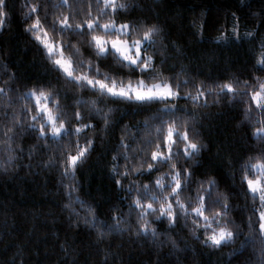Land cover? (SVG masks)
<instances>
[{
    "label": "snow or ice",
    "instance_id": "6c2138e0",
    "mask_svg": "<svg viewBox=\"0 0 264 264\" xmlns=\"http://www.w3.org/2000/svg\"><path fill=\"white\" fill-rule=\"evenodd\" d=\"M239 4L245 7L247 0H239ZM7 8V0H0V31L6 23ZM56 8L60 12L52 15L49 26L50 11ZM131 8L129 0H58V3L37 0L29 8L25 31L33 34L49 62L63 74V81L61 83L58 78L47 86L34 85L23 92L20 91L23 85L14 75L4 81L0 97H7L3 107L12 109V113L9 115L5 111L4 119L0 121L3 128L0 144L7 156L0 171L15 167V162L23 158L25 144L30 145V161L40 157L39 162L44 168L58 172L62 183L67 181L63 187L68 191V202L63 208L70 210L79 226L80 211L75 208L79 201L81 211L85 213L83 224L92 230L89 234L94 235L97 244L114 233L129 232L139 239L150 236L153 243L179 250L172 232L188 228L198 239L199 230L203 228L202 244L221 252L225 247L233 246L230 255L236 257L239 253L238 258L221 260L220 264H264V38L258 41L261 50L254 57L247 76L202 80L182 64L180 71L173 70L165 77L169 45L164 43L162 29L146 21L117 25L118 18ZM206 15L202 12L199 17L192 18V30L199 39L205 38ZM252 16L257 17L258 13L253 12ZM225 20L218 35L213 37L214 43L256 41L257 30L242 32L234 12L230 20L226 14ZM57 35L61 41L55 39ZM71 37H78L89 49H94V54L89 52L92 58L85 61L84 54L75 45L71 46L75 49L74 55L81 58L77 61L71 54L66 56L65 53L71 50L65 43ZM171 47L176 53L181 51L174 41ZM108 57L115 58L119 67L126 68L133 77L139 73L140 78L135 83L131 79L125 83L111 78L103 71ZM3 71L7 73L6 66ZM149 78L158 82L149 84ZM69 84L71 89L87 91L95 99L81 105L64 87ZM20 100L27 103L18 106ZM223 100L244 106L243 119L237 127L247 125L250 138L260 146L255 154H249L239 163L238 168L231 169L233 177L239 175V196L244 201L236 208L231 195L220 190L214 177H206L203 181L196 178L195 165L200 163L198 157L206 145L201 143L196 131L198 113L187 111L189 103L194 109H204L210 102L219 104ZM120 103L145 113L143 136L137 141L144 155L133 161L127 141L130 136L135 141L136 134L128 125H123L118 151L111 155L109 172L115 189L126 193L129 209L126 214L118 215L119 208L113 205L108 210V218L100 221L97 210L76 194L75 176L96 152L97 144L105 145L117 121L116 109L109 105ZM85 129L89 131L85 132ZM121 157L122 168L117 163ZM179 160L186 166L181 167ZM161 168H168L169 181H165V173H162L155 176L154 181L152 177H144L150 183L137 182V174L143 176L146 172H159ZM153 221L167 227L161 230ZM237 244L239 248L235 247Z\"/></svg>",
    "mask_w": 264,
    "mask_h": 264
},
{
    "label": "trees",
    "instance_id": "16d2710c",
    "mask_svg": "<svg viewBox=\"0 0 264 264\" xmlns=\"http://www.w3.org/2000/svg\"><path fill=\"white\" fill-rule=\"evenodd\" d=\"M36 2L37 0H7L8 15L4 18L6 23L0 31V87L4 86V81L9 75H14L23 85L21 92L34 85L47 86L58 78L61 83L63 81V74L49 62L45 50L34 39L33 34L25 31L28 27L26 14ZM129 2L132 5L131 10L118 18L117 25L146 21L148 24H157L162 29L164 43L169 45L165 77L173 70L180 71L182 64L186 66L187 71L202 80H222L229 75L244 77L251 72L254 57L261 50L258 41L264 38V0H247L245 7L240 6L239 0ZM52 3H58V0H52ZM43 12L41 8V17ZM59 12V8L50 11L49 26L52 15ZM202 12L207 14V27L204 31L205 38L199 39L192 30L191 22L194 16L199 17ZM233 12L239 18L242 32L253 28L257 30L256 41H232L221 45L213 42V37L218 35L226 23L225 15L227 14L230 20ZM253 12L258 13V16L253 17ZM49 31L51 35L50 27ZM55 39L61 41L62 38L57 35ZM173 41L179 46V53L171 47ZM72 45L80 49L85 61L92 58L89 52L94 54L95 50L89 49L78 37H71L70 41L65 43V47L71 50L65 53L66 56L71 54L77 61L81 58L74 55L75 49L71 48ZM5 66L7 73L3 71ZM84 68L87 70L86 65ZM103 71L111 78L125 83L129 79L135 83L136 79L140 78L139 73L133 77L126 68H120L113 57H108L104 62ZM153 82L158 81L151 78L147 80L149 84ZM15 87L16 85H13V88ZM64 87L81 105L95 99L87 91L71 89L70 84ZM60 94L63 97V91ZM5 100L7 97H0V121L4 119L5 111L9 115L12 113V109L3 107ZM25 103L26 100H20L18 106ZM109 107L116 109V127L109 132L103 147L97 144L96 152L75 176L76 194L80 196V200L91 204L97 210L100 221L108 218V210L113 205L119 208L118 215L126 214L129 209L126 193L124 190L115 189L113 177L109 172L111 155L118 151L120 128L123 125H128L132 133L136 134L135 141L131 136L127 141L130 144L129 155L133 161L144 155L139 150L137 141L143 136L145 113L134 111L127 103ZM243 107L229 104L227 100L219 104L210 102L204 109H194L191 103L187 105L189 113H198L196 131L201 143L206 145L198 157L200 163L195 165L196 178L203 181L206 177H214L220 190L231 195L234 208L243 205L244 201L239 196V175L233 177L231 169L238 168L239 163L246 160L249 154H255L260 147L250 138L251 133L247 125L237 127L243 119ZM88 131L85 129V132ZM2 133L3 128L0 127V139L3 138ZM3 147L0 144V165L7 160ZM29 147L30 145L25 144L23 158L15 162V167H9L6 172L0 171V264H220L221 260L228 261L239 257V253L236 257L230 255L233 246L225 247L221 252L202 244L200 241L204 239L203 228L199 230L198 239L189 233L188 228L172 232V238L178 241L179 250L172 249L170 245L153 243L150 236L139 239L129 232L114 233L102 243H95L94 235L89 234L92 230L83 224L85 213L81 211L79 201L75 205L76 210L80 211L79 226L77 218L70 214V210L63 208L68 202V191L63 187L67 181L62 183L58 172L44 168L39 162L40 157L30 161ZM117 163L122 168L123 158ZM178 163L181 167L186 166L183 160ZM168 171V168H161L159 172H146L143 176L137 174V182L150 183L149 179L144 177H152L154 181L155 176ZM164 179L167 182L170 176L165 175ZM195 187L194 184L193 188ZM132 222L135 224L134 216ZM153 223L161 230L167 227L162 222ZM235 247L239 248V244Z\"/></svg>",
    "mask_w": 264,
    "mask_h": 264
},
{
    "label": "clouds",
    "instance_id": "9594fccd",
    "mask_svg": "<svg viewBox=\"0 0 264 264\" xmlns=\"http://www.w3.org/2000/svg\"><path fill=\"white\" fill-rule=\"evenodd\" d=\"M165 175H167V173H165ZM223 223V222H222ZM207 246V245H206Z\"/></svg>",
    "mask_w": 264,
    "mask_h": 264
}]
</instances>
